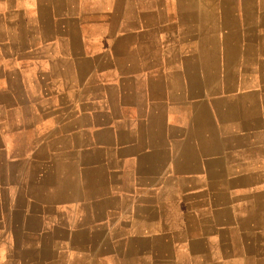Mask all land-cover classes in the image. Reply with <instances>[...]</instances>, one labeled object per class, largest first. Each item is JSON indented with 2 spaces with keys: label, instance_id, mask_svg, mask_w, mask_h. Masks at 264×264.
<instances>
[{
  "label": "crops",
  "instance_id": "crops-1",
  "mask_svg": "<svg viewBox=\"0 0 264 264\" xmlns=\"http://www.w3.org/2000/svg\"><path fill=\"white\" fill-rule=\"evenodd\" d=\"M185 1L0 0V264H264V0Z\"/></svg>",
  "mask_w": 264,
  "mask_h": 264
},
{
  "label": "rangeland",
  "instance_id": "rangeland-1",
  "mask_svg": "<svg viewBox=\"0 0 264 264\" xmlns=\"http://www.w3.org/2000/svg\"><path fill=\"white\" fill-rule=\"evenodd\" d=\"M212 2V36L210 38V44L212 46L210 57L212 61H221L227 59L229 61H237V50L235 43V32L227 34L226 30L233 29L237 27V9H238V0H210ZM168 10L169 13L165 16V21L169 23H174L179 21V16L176 14L178 9L182 11L188 9V5L185 0H168ZM85 7V6H84ZM191 9L197 8L196 5H191ZM201 25H204L203 22H200ZM208 23V21H207ZM240 25V24H239ZM228 37H226V35ZM208 37L205 39L206 41H202V46L208 44ZM208 48V47H207ZM204 56V53L202 57ZM227 56V57H226ZM202 59V58H201ZM205 59V58H203ZM207 59V58H206ZM240 59V58H239ZM225 61V60H224ZM214 71V70H213Z\"/></svg>",
  "mask_w": 264,
  "mask_h": 264
}]
</instances>
